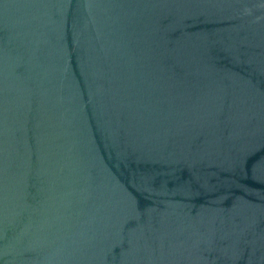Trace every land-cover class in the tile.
<instances>
[{
    "label": "water",
    "instance_id": "water-1",
    "mask_svg": "<svg viewBox=\"0 0 264 264\" xmlns=\"http://www.w3.org/2000/svg\"><path fill=\"white\" fill-rule=\"evenodd\" d=\"M0 264H264V0H0Z\"/></svg>",
    "mask_w": 264,
    "mask_h": 264
}]
</instances>
